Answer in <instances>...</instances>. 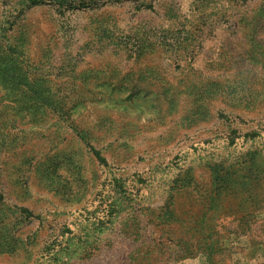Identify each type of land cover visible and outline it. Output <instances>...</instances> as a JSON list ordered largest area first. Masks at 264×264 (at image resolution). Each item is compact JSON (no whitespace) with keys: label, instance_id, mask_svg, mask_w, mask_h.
Segmentation results:
<instances>
[{"label":"rangeland","instance_id":"1","mask_svg":"<svg viewBox=\"0 0 264 264\" xmlns=\"http://www.w3.org/2000/svg\"><path fill=\"white\" fill-rule=\"evenodd\" d=\"M0 264H264V0H0Z\"/></svg>","mask_w":264,"mask_h":264},{"label":"trees","instance_id":"2","mask_svg":"<svg viewBox=\"0 0 264 264\" xmlns=\"http://www.w3.org/2000/svg\"><path fill=\"white\" fill-rule=\"evenodd\" d=\"M32 3H33V4H37V1H32ZM93 150H94V153H95L100 159L105 160L104 157H102V156L100 155V152H99L98 150H96L95 148H93Z\"/></svg>","mask_w":264,"mask_h":264}]
</instances>
